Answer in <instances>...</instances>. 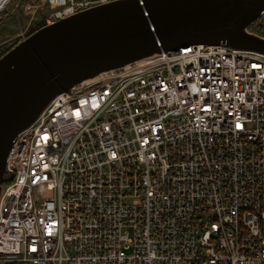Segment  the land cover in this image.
Masks as SVG:
<instances>
[{"label": "built area", "instance_id": "built-area-1", "mask_svg": "<svg viewBox=\"0 0 264 264\" xmlns=\"http://www.w3.org/2000/svg\"><path fill=\"white\" fill-rule=\"evenodd\" d=\"M100 1L0 0V27ZM11 261L264 264V52L193 43L56 93L7 156Z\"/></svg>", "mask_w": 264, "mask_h": 264}, {"label": "water", "instance_id": "water-1", "mask_svg": "<svg viewBox=\"0 0 264 264\" xmlns=\"http://www.w3.org/2000/svg\"><path fill=\"white\" fill-rule=\"evenodd\" d=\"M264 0H108L43 25L0 55V193L14 135L59 91L193 43L264 52Z\"/></svg>", "mask_w": 264, "mask_h": 264}, {"label": "rangeland", "instance_id": "rangeland-1", "mask_svg": "<svg viewBox=\"0 0 264 264\" xmlns=\"http://www.w3.org/2000/svg\"><path fill=\"white\" fill-rule=\"evenodd\" d=\"M36 20L38 21L37 23H41L43 21L40 13L37 15ZM6 22L7 24L0 27V55L21 38V36L17 34L19 21L16 17L12 16L8 18ZM20 22L22 23V28H24L26 26V21L22 18ZM31 28L32 26L28 29V34Z\"/></svg>", "mask_w": 264, "mask_h": 264}, {"label": "trees", "instance_id": "trees-1", "mask_svg": "<svg viewBox=\"0 0 264 264\" xmlns=\"http://www.w3.org/2000/svg\"><path fill=\"white\" fill-rule=\"evenodd\" d=\"M43 24H40L39 26H41ZM37 24L33 25L32 28L29 31V34L31 32H33L35 29H37L39 27ZM248 29L254 33H259L261 35H264V14L260 15L256 21H254L253 23H251L248 26ZM9 264H21L18 261H11L9 262Z\"/></svg>", "mask_w": 264, "mask_h": 264}, {"label": "snow or ice", "instance_id": "snow-or-ice-1", "mask_svg": "<svg viewBox=\"0 0 264 264\" xmlns=\"http://www.w3.org/2000/svg\"><path fill=\"white\" fill-rule=\"evenodd\" d=\"M238 127H239V125H238Z\"/></svg>", "mask_w": 264, "mask_h": 264}]
</instances>
